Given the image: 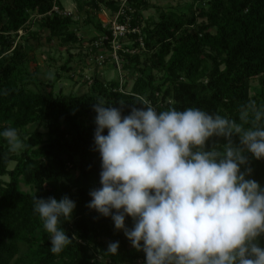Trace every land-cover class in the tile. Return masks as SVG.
I'll list each match as a JSON object with an SVG mask.
<instances>
[{
	"label": "trees",
	"instance_id": "trees-1",
	"mask_svg": "<svg viewBox=\"0 0 264 264\" xmlns=\"http://www.w3.org/2000/svg\"><path fill=\"white\" fill-rule=\"evenodd\" d=\"M186 1L185 11L160 10L157 21H148L142 17L146 0H128L125 15L139 32L130 34L131 43L122 47L129 51L118 54L121 70L132 69L134 74L130 89L94 76L87 93L65 95L31 89L37 71L25 69L28 51L22 43L29 36L56 39L60 47L82 42L76 33L79 23L72 15L47 14L53 0H0V131L17 129L23 143L19 151H10L0 137V178L8 176V181H0V264H11L14 258L23 264H144V253L114 229L111 218L87 207L89 191L100 187V157L93 144V104L98 100L120 108L122 115L147 100L157 111L197 107L237 123L246 103L264 105V0ZM56 3L64 9L61 0ZM118 4L79 0L81 26L98 33L88 42L110 35L96 16L103 9L115 12ZM31 16H40L34 31L26 25ZM198 18L203 21L197 23ZM20 30L23 34L17 36ZM153 70L162 73L161 81H155ZM251 81L257 82L252 93ZM34 124L38 127L28 131ZM256 126L264 127V118ZM231 139L238 144V137ZM225 142L214 136L206 148L217 144L222 151ZM245 167L251 168L246 178L264 185V159L248 154L241 170ZM21 183L32 190L23 191ZM34 195L57 200L67 195L75 201L71 219L60 225L72 242L59 254L50 251V234L33 211ZM125 225L131 228V218H125ZM114 241H119L116 255L106 252ZM21 246L28 248L23 257Z\"/></svg>",
	"mask_w": 264,
	"mask_h": 264
},
{
	"label": "clouds",
	"instance_id": "clouds-1",
	"mask_svg": "<svg viewBox=\"0 0 264 264\" xmlns=\"http://www.w3.org/2000/svg\"><path fill=\"white\" fill-rule=\"evenodd\" d=\"M93 111L100 187L89 191L87 207L110 217L144 253V264H264V185L246 178L251 168L241 170L248 154L264 159V127L256 126L264 105L246 103L240 123L197 107L157 111L147 100L127 115L102 99ZM214 136L226 141L222 151L217 144L206 148ZM0 137L10 151L23 147L13 127ZM32 199L50 251L59 254L72 242L60 225L71 219L75 201ZM118 248L119 241L110 242L106 252L116 255Z\"/></svg>",
	"mask_w": 264,
	"mask_h": 264
},
{
	"label": "rangeland",
	"instance_id": "rangeland-1",
	"mask_svg": "<svg viewBox=\"0 0 264 264\" xmlns=\"http://www.w3.org/2000/svg\"><path fill=\"white\" fill-rule=\"evenodd\" d=\"M79 0H61L62 6L65 9L71 11L72 18L79 23L76 30L77 36L84 40L76 44H70L65 47H60L56 39L47 40L45 36H41L39 39H33L29 36V39L24 38L22 43L26 48L27 63L25 69L32 73L37 71V81L35 86L31 88L34 91L48 92L52 90L54 93H62L65 95H82L88 92V85L91 83L94 76L98 77L100 81H118L119 84L124 83V90L128 91L132 85L134 74L132 69L117 71L111 62H107L103 67L97 65L93 56L95 53H89L87 47L89 38L97 36L98 33L92 27H84L82 25L83 12L80 7L77 6ZM189 4L186 0H146L147 8L142 11L143 19L148 21H157L159 11L162 10L166 13L171 11H185L184 8ZM114 12L109 9H103L102 12L97 14L96 18L103 24V26L110 27V21L113 20ZM36 16H31L29 22L26 24L31 28V31L36 29L37 20ZM202 18L197 19V23H201ZM23 30L18 31L17 36H22ZM122 45H128L131 41L124 39ZM92 57V58H91ZM69 68L65 69V66ZM155 81H161L162 73L157 70H153ZM88 78V79H87ZM251 93L257 88V82L251 81ZM37 124L30 126L27 130L32 131L37 128ZM40 132H45L44 127H39ZM19 151V150H18ZM15 163L9 164V169H12ZM0 181H8V176H2ZM20 188L23 191H31L32 189L24 184H20ZM262 245H264V237L262 238ZM28 252V248L25 246L20 247V256H24ZM14 258L11 264H23L15 263ZM140 264V263H131Z\"/></svg>",
	"mask_w": 264,
	"mask_h": 264
},
{
	"label": "built area",
	"instance_id": "built-area-1",
	"mask_svg": "<svg viewBox=\"0 0 264 264\" xmlns=\"http://www.w3.org/2000/svg\"><path fill=\"white\" fill-rule=\"evenodd\" d=\"M56 1L57 0H53L51 10L47 14L56 13L61 15H71V11L69 9H59ZM127 1L128 0H118V8L114 12L113 20L110 21V35L100 36L97 40L88 42L85 45L90 54H96V56H93V58H91L94 59L97 65L103 67L109 61L117 71L121 70L120 57L118 52L120 50L126 52L129 51L127 48H122L123 46H125L122 45L123 40L127 38V40L129 41L130 34L139 32L137 27H132L130 25V18L125 15V9H127L128 7ZM120 87L121 84H119V88Z\"/></svg>",
	"mask_w": 264,
	"mask_h": 264
}]
</instances>
